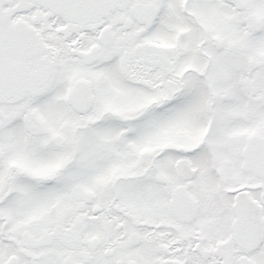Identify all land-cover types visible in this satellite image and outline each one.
<instances>
[{"label": "snow or ice", "instance_id": "6c2138e0", "mask_svg": "<svg viewBox=\"0 0 264 264\" xmlns=\"http://www.w3.org/2000/svg\"><path fill=\"white\" fill-rule=\"evenodd\" d=\"M0 264H264V0H0Z\"/></svg>", "mask_w": 264, "mask_h": 264}]
</instances>
